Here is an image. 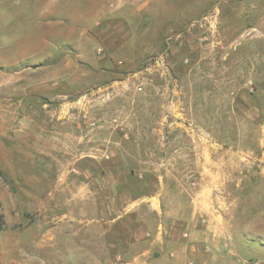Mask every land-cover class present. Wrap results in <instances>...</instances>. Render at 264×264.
<instances>
[{
    "label": "rangeland",
    "instance_id": "obj_1",
    "mask_svg": "<svg viewBox=\"0 0 264 264\" xmlns=\"http://www.w3.org/2000/svg\"><path fill=\"white\" fill-rule=\"evenodd\" d=\"M0 214V264H125L210 214L264 245V0H0Z\"/></svg>",
    "mask_w": 264,
    "mask_h": 264
},
{
    "label": "crops",
    "instance_id": "obj_2",
    "mask_svg": "<svg viewBox=\"0 0 264 264\" xmlns=\"http://www.w3.org/2000/svg\"><path fill=\"white\" fill-rule=\"evenodd\" d=\"M22 27L20 25V28ZM199 214L203 215L202 213ZM206 214L208 213L206 212ZM224 216L207 215L203 220L208 223V230L204 232L192 230L189 238H183L178 234L177 236L173 235L175 238L170 241L162 239L160 242H156V240H153V247H156L161 255L150 254V249H143L134 255L133 260L127 261L125 264H263L264 259H257L255 256L258 254L264 255V248L262 247L264 245L256 246L254 240L248 236L249 234L246 231L224 232L220 230L218 226L225 219ZM215 222L217 225H214ZM141 230L142 223L137 220L132 231L133 238L137 242L142 237ZM261 236L263 235L261 234ZM226 238L230 239V246L227 251L228 239L226 241ZM206 240L211 242V252L209 254H205L202 244ZM132 244L126 245L134 248V244ZM124 249L126 248L124 247ZM167 253H170V257L166 256ZM188 259L191 261L188 262Z\"/></svg>",
    "mask_w": 264,
    "mask_h": 264
},
{
    "label": "trees",
    "instance_id": "obj_3",
    "mask_svg": "<svg viewBox=\"0 0 264 264\" xmlns=\"http://www.w3.org/2000/svg\"><path fill=\"white\" fill-rule=\"evenodd\" d=\"M4 224H5V220L3 218V215L0 214V228H3L4 227Z\"/></svg>",
    "mask_w": 264,
    "mask_h": 264
}]
</instances>
